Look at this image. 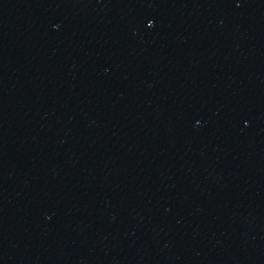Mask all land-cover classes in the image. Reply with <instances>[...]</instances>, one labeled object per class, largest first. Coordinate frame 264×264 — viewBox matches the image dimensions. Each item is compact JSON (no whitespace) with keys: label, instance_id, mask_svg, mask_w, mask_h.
<instances>
[{"label":"water","instance_id":"water-1","mask_svg":"<svg viewBox=\"0 0 264 264\" xmlns=\"http://www.w3.org/2000/svg\"><path fill=\"white\" fill-rule=\"evenodd\" d=\"M0 264H264V0H0Z\"/></svg>","mask_w":264,"mask_h":264}]
</instances>
